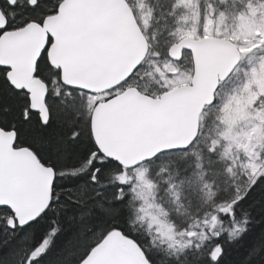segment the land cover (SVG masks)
<instances>
[{
    "label": "snow or ice",
    "instance_id": "snow-or-ice-1",
    "mask_svg": "<svg viewBox=\"0 0 264 264\" xmlns=\"http://www.w3.org/2000/svg\"><path fill=\"white\" fill-rule=\"evenodd\" d=\"M0 264H264V0H0Z\"/></svg>",
    "mask_w": 264,
    "mask_h": 264
}]
</instances>
